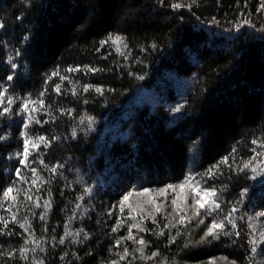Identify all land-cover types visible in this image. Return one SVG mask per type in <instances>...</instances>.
Segmentation results:
<instances>
[{"label": "trees", "instance_id": "16d2710c", "mask_svg": "<svg viewBox=\"0 0 264 264\" xmlns=\"http://www.w3.org/2000/svg\"><path fill=\"white\" fill-rule=\"evenodd\" d=\"M262 5L264 0H0V90L7 88L14 100L0 115V217L9 221L7 228L0 222V264H23L22 247L29 249L28 260L43 264H255L249 219L264 213V180L253 183L250 170L239 169L264 142ZM117 36L120 49L108 39ZM168 71L195 77L173 120L161 106L127 107L139 88L156 87ZM41 99L44 107L29 105L39 109L31 115L41 123H30L21 105ZM118 121L128 135L108 139L107 126ZM25 124L29 135L51 141L38 152L30 147L27 167L19 163ZM53 165L62 167L53 173ZM31 168L41 178L35 185ZM191 175L223 200L216 220L225 227L217 239L200 241L186 223L169 233L168 221L154 223L145 204L130 215L114 207L129 193L156 192ZM8 187L19 190L15 201L3 197ZM28 189L31 201L24 199ZM233 207L235 227L224 219ZM136 220L144 231L132 234L146 241L145 258L136 251L142 246L126 237V225ZM74 224L79 236L59 243ZM188 238L198 244H186ZM125 248L129 255L121 260Z\"/></svg>", "mask_w": 264, "mask_h": 264}, {"label": "rangeland", "instance_id": "374dc122", "mask_svg": "<svg viewBox=\"0 0 264 264\" xmlns=\"http://www.w3.org/2000/svg\"><path fill=\"white\" fill-rule=\"evenodd\" d=\"M115 38V37H114ZM122 41H118L115 43V46L117 49H120L122 47ZM162 81L159 82V85L156 84L154 88H139L134 97L130 99V103L127 105L128 108L132 106H142L146 105L151 111H153L156 107L161 106L163 107L167 114L169 115V118L171 120L174 119L177 109L184 103L187 95L191 92L194 86V79L195 77H183L174 74L171 71L166 72L162 76ZM169 95L172 96V99L170 100L168 97ZM127 107L124 109L127 110ZM123 121H118L117 123H114L112 125L107 126L105 135L108 139H123L128 135V132L126 129L122 128ZM126 128V127H125ZM128 129V128H127ZM102 140V139H101ZM102 142V141H101ZM264 144V142L262 143ZM96 145L99 146V143H96ZM101 150V149H100ZM256 153H260L259 157L257 158L256 155L251 159L253 161V164L248 168L250 170L251 179L253 183H260L264 180V170L253 172L252 167L264 168L260 164V161L264 160V147L257 146ZM77 169H75L74 172L76 175L74 176V182H78V175ZM195 175H191L193 177ZM199 177H201L199 175ZM189 178V177H188ZM199 181V179H196ZM183 183V182H182ZM180 183V184H182ZM179 184V185H180ZM176 185V186H179ZM81 188V187H80ZM82 189V188H81ZM81 194V192L79 191ZM141 192H135L130 197L129 200L122 206L120 202L117 205H114L116 208L123 207V211L126 212V214L130 215L133 212H136L140 210V206L146 205L148 210L145 212L147 215L151 213L153 216H163L164 218L160 221H156L155 223L163 222L164 220L168 221V227H169V233L174 234L175 230L173 228H179L176 227L180 221L181 217H185V222L188 226V229H191L194 236L196 238H199L201 241V237L204 235V232L206 230V225H210L213 221L219 222L221 219L216 220V217L219 215V210L223 206V200L218 198L217 200L220 204L219 209L212 210L210 212H205L204 210H201V216L200 217H193V211L194 209L190 207L193 204V198L191 193V186L186 185L183 190H181L179 187H175V190L168 189L165 195H157L156 192H149L145 195H139ZM187 197V203L185 204L183 202L184 197ZM177 199V206H174L172 204V200ZM154 201L157 205H163L162 210L160 212H155L154 207L151 203H146L147 201ZM81 203V200H79ZM176 207V211H173V208ZM109 208V206H106V210ZM103 208L102 213L106 214V210ZM44 210V209H42ZM150 217V218H153ZM199 219L204 220V224H199ZM191 220L189 223L188 221ZM251 224L254 226L255 231H253V228H251V240L255 238H259L260 232L264 231V218H262V215L259 214H253L251 218L249 219ZM134 224H137L138 227L132 228L133 233L136 236H139V234L142 232L140 229L142 228V224L139 220H136ZM67 225H69L67 223ZM71 228L70 230H67V233L65 232L64 235L61 237L64 239V242H66L69 239H76L79 236L80 227L75 226ZM118 225V222H116V226ZM132 224L126 225L129 227ZM183 227V226H182ZM187 229V230H188ZM40 232V231H39ZM133 236V234H132ZM128 237V235L126 236ZM60 238V239H61ZM209 239V237L207 238ZM193 240V241H192ZM30 243V242H29ZM120 243L124 244L123 241ZM186 244H198V242L195 240V238L191 239L188 238V240L185 241ZM120 245V244H119ZM251 248L252 245L250 244ZM258 251L256 253H253L254 262L255 264H264V250H261L262 244L257 245ZM140 256V255H139ZM138 256V258H139ZM137 258V260H138ZM223 260V259H222ZM23 264H40V259H35V261L28 260V259H22ZM199 264H234V263H224V261H206L204 263Z\"/></svg>", "mask_w": 264, "mask_h": 264}, {"label": "snow or ice", "instance_id": "6c2138e0", "mask_svg": "<svg viewBox=\"0 0 264 264\" xmlns=\"http://www.w3.org/2000/svg\"><path fill=\"white\" fill-rule=\"evenodd\" d=\"M196 0H193V3H195ZM182 6H185V5H182L180 3H175L172 5V7L174 8H180ZM262 7H264V5H262ZM247 22V21H246ZM109 40H111V42L113 44L117 43L118 41H121V37L117 36L115 38H112V37H109L108 38ZM103 43H107V41H104ZM12 67L15 68L16 65L15 64H12ZM79 69H68V71H77ZM90 71H94L95 69H89ZM13 79V76L12 75H8L7 76V80H12ZM61 79H65V77H61ZM57 92H59L60 90V86L57 84L56 85V89H55ZM84 90L85 91H88V86H85L84 87ZM98 93L101 92L102 90L100 88H96L95 89ZM7 88H4L2 90H0V109H2V111H0V115H4V114H7L9 111H10V108H11V105L14 103V100L11 96H8L7 95ZM41 95H43V93H41ZM39 104V106L42 108L44 107V101L41 99L39 101H33V100H25L22 105H21V111L27 113L29 115V122H33L34 120V117H32L31 113L32 112H36L38 111L39 109L36 108V107H32L31 109L29 108V105L32 104V105H35V104ZM177 111H179V109H177ZM35 123L39 124L41 123L40 120H34ZM29 127V124H25L24 125V128H25V132L23 133V141H22V151L19 153L20 156H22V159H20L19 163L24 165L25 167L28 166V157L29 155H31L30 153V147L31 149L35 150V151H39L40 150V147L41 145H49L51 143V141L46 138L45 136L43 135H40V136H36V137H33L31 135H29V133L27 132V129ZM75 130H73V135H75ZM5 137L0 134V140H3ZM253 144H257V141L253 140L252 141ZM260 147H264V144H260ZM256 157L258 158L259 155H261L260 153H256L255 154ZM41 164H43V161L41 160L40 161ZM253 164V161L250 160L248 162H245L243 164V166L239 169L240 171H244L246 169H248L251 165ZM260 164L262 166H264V160L260 161ZM49 166L48 165H45V168H48ZM58 167H62V165H53L50 167V171L55 173L57 171V168ZM264 170V168H257V167H252V171L253 172H257V171H262ZM31 173H32V176L35 177L36 179H34L32 181L33 185L36 184V181L37 180H40V176L37 172V169L36 168H31ZM16 175L18 178H21V170L18 168L16 169ZM42 182V181H41ZM186 185H190L191 186V193L193 194L192 195V198H193V204L190 206L194 209L193 211V217H200L201 216V210H204L205 212H210L212 210H215V209H219L220 208V204L217 200V191L214 189V188H211V187H205L204 185H202L199 181H197L194 177H189V178H186V180L180 184L179 186H173V185H169L167 188H161V189H158L156 190V193L157 195H165L166 192L168 191V189H173L175 190V187H179L181 190H183L185 188ZM16 191L17 194H19V190H16L14 189L13 187H8L7 189H5L3 191V197L7 200L9 197H11V199L13 201L16 200V196H13V192ZM30 189L28 190H25V196H24V199L25 200H28V201H31L33 199V197L31 195H27V192H29ZM86 191H90V189H86ZM151 190L149 189H144L141 193H139V195H145L147 193H149ZM132 195V193H129L128 195H125L123 197V200L120 202V204L123 206L128 200H129V197ZM183 202L186 204L187 203V197L185 196L184 197V200ZM146 203H151L154 207V210L155 212H160L162 210V207L163 205H157L155 204L154 201H147ZM172 204L176 207L177 206V199H173L172 200ZM36 206L39 207V203L37 202L36 203ZM48 205L45 204V207H47ZM176 207L173 208V211H176ZM7 211H11V208L9 207L8 209H6ZM237 209L235 207H233L231 209V212H229L228 216H226L224 219L228 221L229 224H232L233 227H235V224L234 222L229 219V217L231 216V214L233 212H235ZM121 211H123V207H121ZM140 211L143 212L144 211V208L143 206L141 205L140 206ZM151 213H149L150 215ZM260 215L264 216V213H261ZM44 217L41 216V219H43ZM133 219H135V217H132ZM17 219L16 215L13 214L12 217H11V220L13 222H15ZM0 222L3 223V226L5 228H7L8 226V223L9 221L8 220H4L3 217H0ZM153 222L155 223V219L153 217ZM185 222V217H181L180 218V221L179 223L183 224ZM189 223L191 222V220L188 221ZM199 224H204V220L203 219H199ZM169 225H165V227H168ZM21 227H24V225H21ZM117 227H119V222H118V225ZM138 227L137 224H132L129 226V229H128V237L127 239H133L135 243H138L139 245H141L142 247L140 249H137L136 251H139L141 253V258H145L143 256V247L146 246V241H144L143 238H140L139 240H136L133 236H132V228H136ZM225 227V224L223 221H220V222H216V221H213L210 225H206V230L204 232V235L201 237V241H205L207 240L208 237H212L213 239H217L219 238V235L221 234L222 230L224 229ZM250 228H253V231H255L254 229V226L252 224L249 225ZM114 232L117 230L116 228H113L112 229ZM141 231H144L143 228L140 229ZM161 235H163V231H161L160 233ZM179 235V233H177ZM225 235H227V233H224ZM239 233H237L238 235ZM39 243V242H38ZM59 243L63 244L64 243V239L61 238ZM117 243V246L119 245V241L116 242ZM250 244L252 245V248H251V251L253 253H256L258 251V248H257V245L258 244H264V231H261L260 232V235H259V238H253L251 241H250ZM43 250V249H41ZM31 251H36L35 248L31 249ZM29 252V249L28 248H21L19 249V256L21 259H28L27 257V253ZM3 253H0V255H2ZM8 255L11 257V256H14L16 255L15 252H9ZM129 255V251L127 248L124 249L123 251V254L120 256V259L123 260L125 259L127 256ZM157 255V253L153 252L152 253V257H155ZM147 259H151V257H147ZM40 264H43V262H40ZM111 264H117V261H112Z\"/></svg>", "mask_w": 264, "mask_h": 264}]
</instances>
